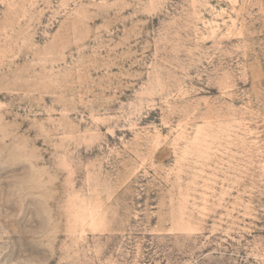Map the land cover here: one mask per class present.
I'll return each instance as SVG.
<instances>
[{
    "label": "rangeland",
    "instance_id": "obj_1",
    "mask_svg": "<svg viewBox=\"0 0 264 264\" xmlns=\"http://www.w3.org/2000/svg\"><path fill=\"white\" fill-rule=\"evenodd\" d=\"M0 264H264V0H0Z\"/></svg>",
    "mask_w": 264,
    "mask_h": 264
}]
</instances>
